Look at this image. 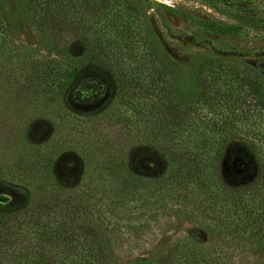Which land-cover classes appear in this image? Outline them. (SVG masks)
Instances as JSON below:
<instances>
[{"label":"trees","instance_id":"1","mask_svg":"<svg viewBox=\"0 0 264 264\" xmlns=\"http://www.w3.org/2000/svg\"><path fill=\"white\" fill-rule=\"evenodd\" d=\"M15 8L39 43L15 42L0 0V78L18 94L42 96L47 116L58 113L61 98L107 83L131 110L112 118L142 125L139 137L164 167L148 177L140 174L143 157L112 150L94 168L99 188L83 195L57 178L67 166L56 148L29 166L8 164L29 171L22 179L30 192L0 196V264H117L109 220L171 197L182 202L179 214H207L202 228L216 240L187 236L128 264H239L264 253V75L252 61L209 51L190 56L182 70L165 57L136 0H15Z\"/></svg>","mask_w":264,"mask_h":264},{"label":"rangeland","instance_id":"2","mask_svg":"<svg viewBox=\"0 0 264 264\" xmlns=\"http://www.w3.org/2000/svg\"><path fill=\"white\" fill-rule=\"evenodd\" d=\"M136 1L165 57L182 70H186V62L192 55L232 51L244 55L264 75V0ZM4 3L17 36L15 42L25 48L36 46L39 37L17 14L15 0ZM94 90L82 98H61L57 115L47 116L42 96L18 94L11 82L0 78V196L17 199L29 196L27 177L22 179L29 171L7 166L16 161L29 166L31 160L38 161L39 155L52 148L58 150L57 161L67 166L57 175L63 177L62 186L83 195L99 188L94 168L112 158L115 151H125L133 160L143 157L147 165L141 167L140 174L159 176L164 164L154 150L144 145V138L139 137L142 125L121 127L120 117L112 118L113 112L131 115V110L120 105L107 83L101 82ZM15 131H19L17 137ZM30 149L34 150L29 153ZM34 151L38 153L33 154ZM103 186L109 188L106 183ZM166 202L161 206L160 200L153 210L132 209L124 214L115 213V218L110 215L109 223L117 236V244L113 246L117 264L149 256L160 246L187 236L206 244L216 240L217 235L202 228L208 218L201 209L191 215L179 214L175 211L182 204L178 198L171 197ZM239 264H264V253L245 255Z\"/></svg>","mask_w":264,"mask_h":264}]
</instances>
